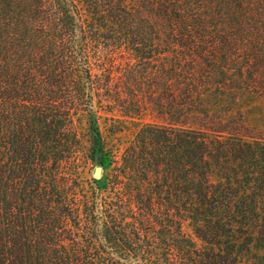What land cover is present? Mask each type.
I'll use <instances>...</instances> for the list:
<instances>
[{"label":"trees","instance_id":"16d2710c","mask_svg":"<svg viewBox=\"0 0 264 264\" xmlns=\"http://www.w3.org/2000/svg\"><path fill=\"white\" fill-rule=\"evenodd\" d=\"M0 264H264V0H0Z\"/></svg>","mask_w":264,"mask_h":264},{"label":"rangeland","instance_id":"374dc122","mask_svg":"<svg viewBox=\"0 0 264 264\" xmlns=\"http://www.w3.org/2000/svg\"><path fill=\"white\" fill-rule=\"evenodd\" d=\"M97 108H95L96 124L102 137L104 155L109 163L116 160L119 153L131 140L132 134L137 128L154 123V119L147 115L142 121H136L135 124H132L129 120L122 118L118 114L110 115L105 112L104 108ZM118 129L120 131L117 132ZM77 159H80L78 171L82 174L84 181L87 182L93 178L95 164L86 163L87 161L83 160L82 153L78 154Z\"/></svg>","mask_w":264,"mask_h":264},{"label":"water","instance_id":"95a60500","mask_svg":"<svg viewBox=\"0 0 264 264\" xmlns=\"http://www.w3.org/2000/svg\"><path fill=\"white\" fill-rule=\"evenodd\" d=\"M94 164H95V169L93 172V178L98 180L102 176V167L97 157L94 158Z\"/></svg>","mask_w":264,"mask_h":264}]
</instances>
